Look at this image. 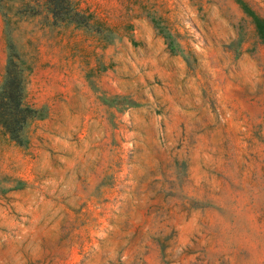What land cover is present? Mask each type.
<instances>
[{
  "label": "rangeland",
  "instance_id": "374dc122",
  "mask_svg": "<svg viewBox=\"0 0 264 264\" xmlns=\"http://www.w3.org/2000/svg\"><path fill=\"white\" fill-rule=\"evenodd\" d=\"M70 2H0V264H264V0Z\"/></svg>",
  "mask_w": 264,
  "mask_h": 264
},
{
  "label": "trees",
  "instance_id": "16d2710c",
  "mask_svg": "<svg viewBox=\"0 0 264 264\" xmlns=\"http://www.w3.org/2000/svg\"><path fill=\"white\" fill-rule=\"evenodd\" d=\"M6 1L8 0H0L6 8H4L5 18L8 9L4 3ZM24 5L30 6L32 14H40L50 24L86 22L83 14L71 4L70 0H24ZM262 21H264L263 18ZM260 25L255 23L259 34L264 36V29H261ZM25 68L28 67L19 55L10 51L0 85V126L11 139L17 142L19 129L28 117L29 110L21 103L23 69Z\"/></svg>",
  "mask_w": 264,
  "mask_h": 264
}]
</instances>
